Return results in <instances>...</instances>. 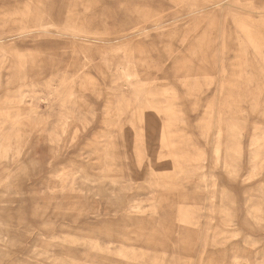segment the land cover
<instances>
[{"label":"rangeland","instance_id":"rangeland-1","mask_svg":"<svg viewBox=\"0 0 264 264\" xmlns=\"http://www.w3.org/2000/svg\"><path fill=\"white\" fill-rule=\"evenodd\" d=\"M220 3L0 0V264H264V0Z\"/></svg>","mask_w":264,"mask_h":264},{"label":"bare ground","instance_id":"bare-ground-1","mask_svg":"<svg viewBox=\"0 0 264 264\" xmlns=\"http://www.w3.org/2000/svg\"><path fill=\"white\" fill-rule=\"evenodd\" d=\"M223 2L226 3V2H228V0H222V3ZM222 3H220V4H222ZM227 5L228 4H226V6ZM160 17H161L160 13H150L149 12V13L143 14L142 18H139V21L141 23L142 22H147V23H150V24H153V25H157L159 20H160ZM79 22H80V20H79ZM81 26H83V25H81ZM71 29H73V28H71ZM77 29L75 31H71V34L73 32L72 36L75 39H80L81 41L87 42L91 46H96L97 44H99L101 42H104V41L108 40L109 38H111L113 36L118 35L119 32H121V30H122L121 29L120 31H114V32H105V31L104 32H93V31H90V30L89 31L84 30V29L82 30L80 28L78 30ZM88 50L89 51H84V50L80 51V55H79V59H78V62L80 64V66L77 67L76 71L74 72V75L72 76L74 79H82L84 77V74H85V72H84L85 65L87 63H92L93 62L92 57H91V53H90L92 48H90ZM135 51L139 52V51H142V50L135 48L134 51H131L130 53H133ZM81 63L83 65V67L81 66ZM130 77H132V76H130ZM215 152L216 153L218 152V148L217 147L215 148ZM254 167H255L254 165L251 166V171L255 170ZM261 169H263V168L261 167ZM253 171H252V173H253ZM5 179H7V178H5Z\"/></svg>","mask_w":264,"mask_h":264}]
</instances>
